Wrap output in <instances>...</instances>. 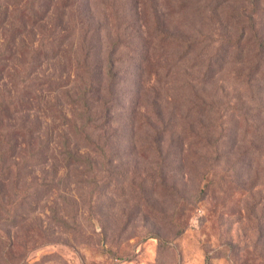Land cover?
Returning a JSON list of instances; mask_svg holds the SVG:
<instances>
[{
  "label": "rangeland",
  "instance_id": "obj_1",
  "mask_svg": "<svg viewBox=\"0 0 264 264\" xmlns=\"http://www.w3.org/2000/svg\"><path fill=\"white\" fill-rule=\"evenodd\" d=\"M61 1L0 0V33L76 49L57 35L82 12L116 102L90 143L72 127L79 57L1 60L8 97L69 121L26 113L43 148L3 172L0 264H264V0Z\"/></svg>",
  "mask_w": 264,
  "mask_h": 264
},
{
  "label": "trees",
  "instance_id": "obj_2",
  "mask_svg": "<svg viewBox=\"0 0 264 264\" xmlns=\"http://www.w3.org/2000/svg\"><path fill=\"white\" fill-rule=\"evenodd\" d=\"M78 0H63L61 1V8L67 10H74L76 8ZM114 14L117 12L114 8H108ZM113 14V16H115ZM74 23L71 30L58 34L59 40L69 36L71 40L79 38L80 44L74 49L72 44L64 49L62 45H58L52 48H45L43 45L35 47L33 43L27 44L23 39L20 43H16V38L28 33L26 29L17 30H2L5 36L4 41L0 44V194L2 195V183L10 179L9 176L3 175V172L15 171L16 167L23 165L29 166L30 162L37 156V148L40 149L43 143L40 140L41 130L39 124L31 123L30 116L26 113L38 112L45 115L44 111L51 110L56 116L48 115L49 118L68 120L67 114L63 109H59L55 106L45 105L41 108L42 97L30 98L27 94L18 96L15 100L8 97L2 88L1 81L5 79L4 73L6 66H3L1 60L5 62V55L11 58L16 57H42V58H54V57H72L80 58L76 62L75 77L80 82V87L73 93L70 103L77 107L78 114L75 115L76 122L72 123L74 128V135L85 136V139L92 143L93 136L102 131V121L109 120L112 117L113 108L115 106V89L117 86V80L114 79L112 74L113 68L111 63L108 65L109 70H106V76L101 79L96 73V69L88 62L89 58L95 53L94 38L98 32L90 33L88 27H86V19L82 12L74 15ZM112 17V16H111ZM116 17V16H115ZM117 18V17H116ZM96 30V29H95ZM1 31V30H0ZM258 33L255 32L250 39H257ZM53 44V43H52ZM115 44V43H114ZM114 46V45H113ZM112 46V47H113ZM116 47V46H115ZM259 54V53H258ZM30 62L28 61V64ZM27 67V66H26ZM27 70V68H25ZM29 77V75H28ZM43 81L39 83L37 88L43 90ZM96 86V87H95ZM28 87H26L27 89ZM43 92V91H42ZM32 101H35L34 105ZM24 114V116L18 117V115ZM47 117V115H45ZM69 121V120H68ZM78 122V123H77ZM35 150H32L34 141H36ZM48 140V139H46ZM22 146H25V155H21ZM38 146V147H37ZM43 148V147H42ZM65 152L74 157V153L69 147L64 145ZM26 156V157H24ZM19 159V163L17 161ZM34 164V163H33ZM32 164V165H33ZM0 196V202H1Z\"/></svg>",
  "mask_w": 264,
  "mask_h": 264
}]
</instances>
